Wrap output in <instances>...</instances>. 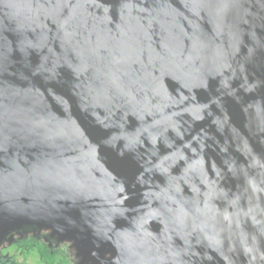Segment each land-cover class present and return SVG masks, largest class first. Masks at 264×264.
Listing matches in <instances>:
<instances>
[{
  "label": "water",
  "instance_id": "water-1",
  "mask_svg": "<svg viewBox=\"0 0 264 264\" xmlns=\"http://www.w3.org/2000/svg\"><path fill=\"white\" fill-rule=\"evenodd\" d=\"M79 264H264V0H0V247Z\"/></svg>",
  "mask_w": 264,
  "mask_h": 264
},
{
  "label": "flooded vegetation",
  "instance_id": "flooded-vegetation-1",
  "mask_svg": "<svg viewBox=\"0 0 264 264\" xmlns=\"http://www.w3.org/2000/svg\"><path fill=\"white\" fill-rule=\"evenodd\" d=\"M13 243L0 247V264H79L70 243L62 242L50 231L26 228L13 235Z\"/></svg>",
  "mask_w": 264,
  "mask_h": 264
}]
</instances>
